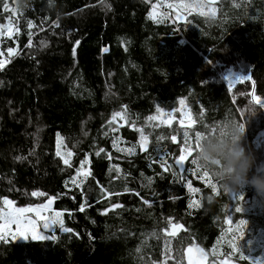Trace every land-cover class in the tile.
<instances>
[{
	"label": "trees",
	"instance_id": "obj_1",
	"mask_svg": "<svg viewBox=\"0 0 264 264\" xmlns=\"http://www.w3.org/2000/svg\"><path fill=\"white\" fill-rule=\"evenodd\" d=\"M154 1L28 0L20 10L17 0H0V24L14 18L17 28L0 43L1 52L16 49L0 70V199L29 205L54 197V210L72 229L56 227L55 240L0 243V264H162L166 239L181 256L195 243L208 264L216 242L223 248L231 242L230 227L241 219L259 224L254 207L246 216L229 210L233 195L249 196L246 189L231 194L218 187L217 195L189 211L186 184L208 195L210 188L199 173L191 174L188 161L181 178L153 158L159 150L174 163L184 131L207 133L226 117L244 124L243 144L254 148L263 128L257 122L263 111L252 96L264 99V0H217L214 15L183 13L178 19L170 11V18L152 20ZM238 63L249 79L233 83L221 77L226 65ZM105 83L114 92L111 99L103 95ZM181 100L191 128L178 120ZM125 111L126 120L112 121L114 112ZM84 122L88 133L78 158L65 168L56 153L58 134L77 137ZM137 129L149 136L147 152L139 149ZM130 147L134 154L126 153ZM85 158L91 175L78 188L69 179ZM33 191L45 195L38 199ZM168 218L184 226L175 237L163 231H171Z\"/></svg>",
	"mask_w": 264,
	"mask_h": 264
},
{
	"label": "rangeland",
	"instance_id": "obj_2",
	"mask_svg": "<svg viewBox=\"0 0 264 264\" xmlns=\"http://www.w3.org/2000/svg\"><path fill=\"white\" fill-rule=\"evenodd\" d=\"M215 1L217 0H155L151 4L148 15L152 20H157L158 17L160 18V16L162 15H166L170 18L169 16L170 11H174L177 16V10L175 7L169 8L167 5L172 4V5L179 6L182 4H194V3H199L202 5V7L193 8L191 11L181 9L180 14L184 13V15H192L195 17H199V15H203V14H205V16H209L211 14L214 15L215 12L213 11V3ZM3 25H5V31L9 25H11L14 29H16V31H14L11 34V37H9L7 33L4 36H0V43L5 38H12L13 35L17 32L14 18L5 19V22L3 23ZM3 54H4L2 57L3 59L7 60L9 57H11L8 55L7 51L3 52ZM225 69L226 70L222 72V74H224L223 75L224 79L226 80L231 79L233 83H235L234 81H237L238 79L246 77V74H245L246 68L242 66L240 63L235 64L234 66L228 64L226 65ZM240 82H243V81H240ZM103 95L106 99H111L114 97V92L109 83H105ZM178 110H179V118H178L179 122L183 120L185 122V125H187L189 117L191 118L189 112L187 111V108L184 105H181ZM262 114L263 115L259 117L257 122L263 128L257 131V134L259 135L254 138V148L255 149L253 148V145H250L247 142L244 144L246 150L250 151L254 155L257 165H264V112H262ZM242 116H243V113H242ZM87 133H88L87 125L84 122L81 126L79 136L59 137L60 155L59 156L57 155V156L61 163V166L65 168H70L68 165L64 164L63 159H68L71 167L74 165V160L78 158L76 154L79 149L78 148L79 144L86 137ZM57 150H58V138L56 142V153H57ZM69 153H71V155H68ZM126 153H129V152L126 150ZM61 157H63V159ZM81 161H84V163L82 164ZM81 161H79L78 166L74 168L75 172L74 174H72V176L69 179L70 184H73L72 177L75 176L77 179V182H79L80 180L84 179V176H83L84 172L90 173L89 160L86 158ZM77 170H80L81 175L77 176ZM253 171H255V169H253ZM204 185L210 188L206 183H204ZM194 188H197V187H194ZM197 189H199V191L191 192L186 186V191H187L188 198H189V204H188L189 211H194V210L199 209L204 200H209L218 194V191L216 193H213L211 191L210 195H208L207 193H204L202 189L200 188H197ZM243 189L247 190L246 194L249 196L246 198H242V196L240 195L237 198L236 196L233 195L231 198V202H230L231 207H229V210L231 211V213H233L235 212V208L239 206L241 209L240 212H242L244 216H246V214H248L249 212L248 208L250 206L254 207L255 214L254 213L253 214L257 217L258 221L260 222L259 224L252 223L248 225V223L244 220L246 224L242 226L243 227L242 233L230 232V236L232 237V240L229 243L227 248H223L221 242L219 241L216 242L215 248L212 251L214 261L208 264H223V262L225 261H227L228 264H241V262H243L244 264H252V262L253 264H256L257 261H259L260 264H264V229H257V227L260 225L264 226V201L259 200L255 196L251 188L241 187L239 190H236V191H242ZM229 191L231 194L234 193L233 190H229ZM34 197L39 199L41 196H34ZM49 197L51 196L46 197L43 201L38 200L37 202L33 204H29V205H18L15 202H13V206L16 208H26L30 206L35 207L36 205L46 204ZM52 198L54 202V197ZM4 199H0V209L5 208V205L3 204ZM53 202H52L50 209L42 210V215L46 219H51V217L55 216V213L59 212V211L54 210ZM235 203H238V204H235ZM258 203H260L261 205H259ZM190 204L192 205L191 207H190ZM24 215L27 219L34 221L37 232L42 236H45V237L53 236L54 229L56 227H60L59 224H56L55 226L50 225L49 227L45 228L44 221L39 216H36L35 213H25ZM60 220L63 221L62 214L60 216ZM249 227L252 228V231L251 233L248 232L247 234ZM3 235L5 236L7 242H23V241L32 240L30 235L28 239L20 238L19 234L16 233L15 225H8V228L7 230H5ZM234 236H235V239H234ZM7 242H5L4 240H0V243H7ZM232 243H235V245L239 249V252L233 251ZM239 253L247 257L248 259H241ZM165 257H166V253H165ZM164 261H165V258L163 262ZM166 264H187V258L185 255V251L182 254V256L171 251L170 258L166 260ZM206 264H207V260H206Z\"/></svg>",
	"mask_w": 264,
	"mask_h": 264
},
{
	"label": "snow or ice",
	"instance_id": "obj_3",
	"mask_svg": "<svg viewBox=\"0 0 264 264\" xmlns=\"http://www.w3.org/2000/svg\"><path fill=\"white\" fill-rule=\"evenodd\" d=\"M51 3V0H50ZM169 8H173L175 7L177 10V18H182L180 16V10L181 9H185L188 11H191L193 8H200L202 7L201 4L199 3H194V4H182V5H172L169 4L167 5ZM5 10H9V6L7 3H5L3 5ZM53 26L54 27H59V23L58 21H53ZM27 26L28 28H32L33 27V21L32 20H28L27 21ZM16 31V29H14L11 25H9L5 31V25L0 24V36H4L6 33L9 35V37H11V34ZM31 36L32 33H29V43H28V47H31L32 44V40H31ZM42 44H44V42H41ZM78 43V42H77ZM15 49L9 47L7 49V53L9 56H12L13 53H15ZM105 51H107V49H105ZM3 52H0V57H3ZM6 63H8V61L6 59L0 58V70H3L5 68ZM249 79V77H245V78H241L238 79L236 82H240V81H245ZM232 87V83H229V88ZM252 99L258 103V104H264V100H261V98L259 96L253 95ZM182 105L184 104V101L181 100L180 102ZM162 110L160 108H157V112H161ZM119 117L121 120H126L127 119V113L126 111L122 114L121 112H114L113 116H112V121H115L116 118ZM157 119V117H148V120H155ZM112 121H110L109 123H111ZM167 123L170 125L171 124V120H168ZM181 127H188L191 128L193 126V120L189 117L188 119V123L187 125H185V122L183 120H181ZM207 127V126H205ZM243 127V125H242ZM137 131H139L140 133V139H139V149L141 152H147L149 149V136L146 135L144 133L143 129H137ZM215 129L212 128L209 132H214ZM209 132L205 133V132H201V131H196L193 135H190L189 132L186 130L183 133V144L182 146L179 148V154L175 155L173 157L174 163H169L167 156L163 153H161L159 150H156L157 155L153 158V162H157L159 161L160 163V167L164 172H168L170 169H175V171L172 172V175L175 176L177 174V172H179V174L181 175V178H183V173L185 171H188V167L186 166V161H188L190 163L191 166H194L191 169V174L192 175H197V173H199V179L202 180L203 182H205L210 188L211 191L213 193H216L218 191V187H220L216 182L213 181L211 174L207 171L201 168V166L198 164V162L195 159V152L199 147V140L201 137L207 135ZM163 137H157V141H159L160 139H162ZM171 140L173 142L177 141V136L173 135L171 136ZM115 141H113V146H115ZM104 149L101 148L96 154L100 155L101 152H103ZM127 151L130 154H134L135 149L134 148H129L127 149ZM57 155H60L59 152V134H58V150H57ZM68 155H71V153H69ZM63 159V157H61ZM16 159H22V157H16ZM86 159V158H85ZM64 164L68 165L69 167H71L69 160L68 159H63ZM81 163L83 164L84 161H81ZM117 172L120 171V169L117 167L116 169ZM81 175L80 170H77V176ZM91 175V173L89 172H84L83 176L86 179L87 176ZM83 180H80L79 182H77L76 177H72V183L74 185H76V187H80L81 184L83 183ZM151 179H149V184H151ZM188 189L191 192H196L199 191V189L192 187L191 182H188L187 185ZM126 191L128 189H125ZM100 191L102 193H104L105 195H112V193L106 192L104 188L101 187ZM225 193L228 192V190H224ZM116 195H119V193H115ZM155 194V193H153ZM45 193L43 192H37V191H33L32 192V196H44ZM138 195V193H137ZM53 202V198L49 197L48 201L46 204L43 205H36L35 207H26V208H16L13 206V201L10 199L5 198L3 200V204L5 205V208L0 209V240H4L6 241L5 236L3 235V233L5 232V230H7L8 225H15L16 226V233L19 234L20 238L23 239H28L29 235L31 236V239L34 241H41V240H45V239H49V240H55L56 237L55 236H42L40 235L37 230H36V225L34 223L33 220L27 219L25 217V213H35L36 216H39L43 221H44V227L47 228L50 225L55 226L56 224L60 225V229L61 231L65 232V233H70L72 232L71 228H67L64 227L63 225V221L60 220V216L61 213L57 212L55 213V216L51 217V219H46L43 217L42 215V210H48L51 208ZM143 203L146 205L151 206V202L147 199L143 200ZM192 205L190 204V207ZM198 206V205H197ZM81 211H83L84 205L82 204L81 206ZM113 208H119L121 207V205L119 204H113L112 205ZM6 209V210H5ZM241 209L239 206H237L235 208L236 212H239ZM107 211V209H105V212ZM226 223L231 224L232 221L230 219L226 220ZM168 224L171 228V231L169 232L168 229H164V233L166 236H172L175 237L177 236V233L181 230L184 229V226L180 223H173L171 218H168ZM246 224V222L244 220H239L238 223L236 224V228H229L230 232L233 233H242L243 231V227ZM15 235V234H13ZM151 235L153 237L159 238V236L157 235V233L155 231H153L151 233ZM235 239V236H234ZM171 240H165V253H166V257H165V261L162 262V264H166V260L168 258H170V254H171ZM232 249L233 251H238L239 249L237 248V246L235 245V243H232ZM139 250V249H137ZM185 255L187 258V264H206V260H207V254L205 252V250L203 248H200L198 246H196L195 243H193L192 245H189L187 247V249L185 250ZM240 255L241 259H248L247 257ZM223 264H228L227 261L223 262ZM253 264V262H252ZM256 264H260L259 261L256 262Z\"/></svg>",
	"mask_w": 264,
	"mask_h": 264
},
{
	"label": "clouds",
	"instance_id": "obj_4",
	"mask_svg": "<svg viewBox=\"0 0 264 264\" xmlns=\"http://www.w3.org/2000/svg\"><path fill=\"white\" fill-rule=\"evenodd\" d=\"M27 6L28 0H17L15 5L20 10ZM214 129L199 140L195 152L198 164L223 190L248 187L264 201V165H257L254 155L243 144L244 124L226 117Z\"/></svg>",
	"mask_w": 264,
	"mask_h": 264
},
{
	"label": "water",
	"instance_id": "obj_5",
	"mask_svg": "<svg viewBox=\"0 0 264 264\" xmlns=\"http://www.w3.org/2000/svg\"><path fill=\"white\" fill-rule=\"evenodd\" d=\"M262 100H264V99H262ZM257 107L264 112V104H258L257 103Z\"/></svg>",
	"mask_w": 264,
	"mask_h": 264
},
{
	"label": "built area",
	"instance_id": "obj_6",
	"mask_svg": "<svg viewBox=\"0 0 264 264\" xmlns=\"http://www.w3.org/2000/svg\"><path fill=\"white\" fill-rule=\"evenodd\" d=\"M223 75H224V74H222V75H221V77H223V78H224V76H223Z\"/></svg>",
	"mask_w": 264,
	"mask_h": 264
}]
</instances>
